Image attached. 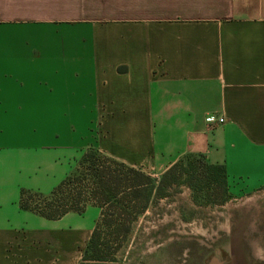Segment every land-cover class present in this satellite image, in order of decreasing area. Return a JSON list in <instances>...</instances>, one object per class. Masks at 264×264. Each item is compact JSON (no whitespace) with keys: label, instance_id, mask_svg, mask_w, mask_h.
I'll return each mask as SVG.
<instances>
[{"label":"crops","instance_id":"crops-1","mask_svg":"<svg viewBox=\"0 0 264 264\" xmlns=\"http://www.w3.org/2000/svg\"><path fill=\"white\" fill-rule=\"evenodd\" d=\"M87 150L153 179L201 155L264 204V0H0V264H75L100 209L19 198Z\"/></svg>","mask_w":264,"mask_h":264},{"label":"trees","instance_id":"trees-1","mask_svg":"<svg viewBox=\"0 0 264 264\" xmlns=\"http://www.w3.org/2000/svg\"><path fill=\"white\" fill-rule=\"evenodd\" d=\"M185 184L201 202L222 205L228 198L224 165L201 155H186L170 166L157 184L149 175L87 150L76 168L47 195L20 191L19 207L47 220L82 214L89 205L100 209L94 228L80 249L78 264H116V255L137 217L166 191Z\"/></svg>","mask_w":264,"mask_h":264},{"label":"rangeland","instance_id":"rangeland-1","mask_svg":"<svg viewBox=\"0 0 264 264\" xmlns=\"http://www.w3.org/2000/svg\"><path fill=\"white\" fill-rule=\"evenodd\" d=\"M152 198L116 264H264V204L247 207L230 194L222 205L195 202L183 183Z\"/></svg>","mask_w":264,"mask_h":264},{"label":"built area","instance_id":"built-area-1","mask_svg":"<svg viewBox=\"0 0 264 264\" xmlns=\"http://www.w3.org/2000/svg\"><path fill=\"white\" fill-rule=\"evenodd\" d=\"M206 122L210 124H221L223 122L222 118L215 116L214 114H209L205 117Z\"/></svg>","mask_w":264,"mask_h":264}]
</instances>
